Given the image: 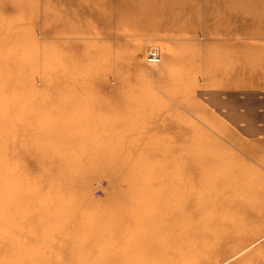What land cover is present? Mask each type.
<instances>
[{
	"label": "rangeland",
	"instance_id": "rangeland-1",
	"mask_svg": "<svg viewBox=\"0 0 264 264\" xmlns=\"http://www.w3.org/2000/svg\"><path fill=\"white\" fill-rule=\"evenodd\" d=\"M141 167L171 179L128 197ZM0 248V264H264V0H0Z\"/></svg>",
	"mask_w": 264,
	"mask_h": 264
},
{
	"label": "bare ground",
	"instance_id": "bare-ground-1",
	"mask_svg": "<svg viewBox=\"0 0 264 264\" xmlns=\"http://www.w3.org/2000/svg\"><path fill=\"white\" fill-rule=\"evenodd\" d=\"M156 46V45H155ZM141 52V50H140ZM151 64V63H150ZM153 168V167H151ZM156 168V167H155ZM154 169V168H153ZM157 169V168H156ZM130 171H138L139 172V175H138V178L139 180H131L130 181V188L128 190V197L134 195V194H137V193H140L137 188L140 186V183L142 182V178L143 177H146V176H151V178H154V179H161L162 181L166 180V181H169V179H171V175H168L166 174L167 172H161V170H159L160 172L158 171H155V170H152L150 168H146V167H141V168H136V169H132ZM177 173L176 172H173V175L175 177ZM47 176L49 177L50 174L47 173ZM46 179H43V180H40L39 182V191H44L46 196H50V194L52 193V190L54 192H56V189L55 187L51 186L50 183L46 182ZM80 195H81V198L83 199L84 203H89V204H92L93 201L89 195V183L87 182V179L85 178V180H81L80 181ZM38 186V184H37ZM36 186V187H37ZM186 185H182V187L184 188ZM51 187V189H50ZM36 189V188H35ZM50 189V191H49ZM185 189V188H184ZM137 190V191H136ZM16 198H18V201L20 199H22L23 197L21 196H17ZM15 202H16V199H15ZM48 202L46 201H43L40 206L37 205L39 208H41L42 210H46V208L48 207L49 204H47ZM138 204V200H134L131 202L130 206L132 207H135L136 205ZM106 208V207H105ZM125 209V207L121 206V205H117V204H110L109 207H107V209L104 210V212L102 211L101 215H98L96 216V218L93 219V223H97V224H100L103 225V224H111L113 223L116 218L122 214H124L123 210ZM131 221V220H129ZM94 228H97L95 227L94 225H92ZM99 227V226H98ZM1 250V248H0Z\"/></svg>",
	"mask_w": 264,
	"mask_h": 264
},
{
	"label": "built area",
	"instance_id": "built-area-1",
	"mask_svg": "<svg viewBox=\"0 0 264 264\" xmlns=\"http://www.w3.org/2000/svg\"><path fill=\"white\" fill-rule=\"evenodd\" d=\"M161 60V54L158 47H151L147 52V61L150 63H158Z\"/></svg>",
	"mask_w": 264,
	"mask_h": 264
},
{
	"label": "crops",
	"instance_id": "crops-1",
	"mask_svg": "<svg viewBox=\"0 0 264 264\" xmlns=\"http://www.w3.org/2000/svg\"><path fill=\"white\" fill-rule=\"evenodd\" d=\"M259 23V22H258Z\"/></svg>",
	"mask_w": 264,
	"mask_h": 264
}]
</instances>
